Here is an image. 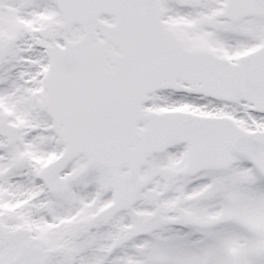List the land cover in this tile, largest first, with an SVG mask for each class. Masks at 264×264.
Returning a JSON list of instances; mask_svg holds the SVG:
<instances>
[{"label": "snow or ice", "instance_id": "snow-or-ice-1", "mask_svg": "<svg viewBox=\"0 0 264 264\" xmlns=\"http://www.w3.org/2000/svg\"><path fill=\"white\" fill-rule=\"evenodd\" d=\"M0 264H264V0H0Z\"/></svg>", "mask_w": 264, "mask_h": 264}]
</instances>
